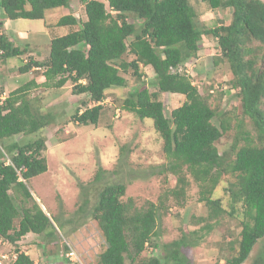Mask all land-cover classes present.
I'll return each instance as SVG.
<instances>
[{"label":"trees","instance_id":"16d2710c","mask_svg":"<svg viewBox=\"0 0 264 264\" xmlns=\"http://www.w3.org/2000/svg\"><path fill=\"white\" fill-rule=\"evenodd\" d=\"M206 1L212 9L232 8L230 23L199 27L198 13L191 0H108L111 10L103 1L84 0L87 19L80 28L53 37L48 60H27L19 70L25 73L33 67H44V85L63 88L72 82L73 93H86L90 101L97 103L105 98L108 89L127 85L128 80L121 71L131 68L137 80L142 81L141 66H150L156 90H150L145 82L140 83L129 92L126 109L142 119H153L164 140L168 169L178 175L173 193L182 194L188 183L183 173L185 168L201 187V199L209 206L210 219H218L225 211L221 200L212 196L222 176H235L226 190L233 209L237 203H243L247 220L242 224L238 250L227 260L231 264H242L264 237V0ZM69 6L70 0H0V13L5 21L44 19L49 9ZM131 15L135 19L132 22L128 19ZM5 21L0 19V28ZM79 22L74 14H67L60 18L58 25ZM205 35L217 38L220 57L228 62L233 74L231 86L239 91L242 113L254 127L252 134L247 129L242 130L240 122L232 159L225 152L220 153L216 146L222 135L231 129L230 122L188 76L177 69L171 70L197 54ZM27 49L0 33V58H20ZM126 54L133 58L124 59ZM35 85L38 83L31 80L10 91L4 102H0V140L19 133L39 132L53 121L51 112H40L28 99V91ZM164 92L185 95L184 102L169 115L161 99ZM102 110L101 104L86 106L82 111L78 108L74 120L82 125H98ZM215 117L220 118V125L213 122ZM2 149L0 235L17 247V257L12 264H36L17 243L31 232L53 237L52 218L35 200L28 185L32 178L48 170L44 155L46 139L40 136L24 143L5 142ZM7 154L10 162L2 159ZM95 177L99 179V172ZM126 188L124 182H112L99 192L91 215L98 221L107 246L99 260L91 264H127V259L136 264L149 246L154 247L152 251L160 248L155 241L160 206L151 201L147 206H137L132 197L123 200ZM210 228L208 222L197 230ZM197 230H194V242L184 235L164 244L162 256L145 257L137 264H190L182 250L199 244L204 236ZM260 262L264 263V255L260 256Z\"/></svg>","mask_w":264,"mask_h":264},{"label":"rangeland","instance_id":"374dc122","mask_svg":"<svg viewBox=\"0 0 264 264\" xmlns=\"http://www.w3.org/2000/svg\"><path fill=\"white\" fill-rule=\"evenodd\" d=\"M102 1L110 10L108 0ZM191 3L198 13L197 24L203 29L229 24L232 19V8L212 9L206 0H191ZM69 11L80 22L73 26L58 25L57 20L59 22L63 14ZM46 17L51 27L46 35L9 33L8 36L15 44L28 49L20 58H0V96H7L10 91L28 81L41 80L44 67H33V72L22 73L19 66L24 64L25 60H48L49 37L79 29L87 18L85 2L71 0L70 7L49 9ZM128 19L130 22L135 20L132 15ZM15 26L18 25L15 23ZM1 31L5 34V29L0 28ZM217 45V38L204 36L199 53L192 57L198 58L192 67L196 72L192 79L203 94H209L210 104L230 122L231 129L222 135L216 146L220 153L225 152L232 159L233 147L239 137L240 122L242 130L247 129L252 134L255 132L251 120L242 113L238 90H229L233 74L228 62L225 59H214L218 55ZM132 58L131 54L124 56L127 60ZM140 71L143 73L142 81L137 80L131 68L121 71L128 83L125 87L107 90L98 125H82L74 120V113L78 108L82 111L86 106H94L95 103L89 100L86 93H73L72 82H68L63 88L49 87L37 82L38 86H32L28 91V99L40 112H51L54 115L53 121L39 132L19 133L0 140L1 151L5 142L24 143L40 136L46 139L47 149L44 155L48 160V170L32 178L28 185L35 200L52 218L53 237L31 232L17 243L20 249L31 251L36 264H91L99 260L107 244L103 231L98 221L92 217L91 211L98 200L100 190L112 182L126 183V195L123 200L132 197L137 206H147L150 201L160 206L156 229L158 234L155 238L160 248L152 251L154 247L149 246L136 260V264L145 257L162 256L165 253L164 244L184 235L194 242V230L208 222L211 224L209 230H197L204 236L199 240V244L184 247L182 250L189 258L190 264H228L227 259L236 254L242 224L247 220V216L244 214L245 206L242 202L237 203L233 209L231 197L226 190L235 181V176L224 174L212 194L213 198L221 200L222 208L225 209L219 215L218 221L208 217L210 209L201 199V187L185 168L183 173L188 183L182 194L173 193L178 184V175L168 169L169 160L164 151V140L156 130L153 119H142L126 109L129 92L140 83L145 82L144 85L150 90H156L152 81V68L141 66ZM42 80L45 81L44 76ZM161 99L169 115L172 109L183 103L185 96L162 93ZM213 122L220 125L221 120L215 117ZM2 159L8 162L9 155H4ZM97 172L99 179L95 177ZM19 220L20 218L16 220L17 226ZM16 248L9 240L2 241L0 255H8L6 263L8 260L12 263L17 254ZM69 248L77 253L79 262H72L66 255ZM261 255H264V238L258 240L250 256L242 264H261ZM127 264H131L129 259Z\"/></svg>","mask_w":264,"mask_h":264},{"label":"crops","instance_id":"0c3cea01","mask_svg":"<svg viewBox=\"0 0 264 264\" xmlns=\"http://www.w3.org/2000/svg\"><path fill=\"white\" fill-rule=\"evenodd\" d=\"M58 8H60V7H58ZM48 11L46 12V16H47ZM67 14H73V13L71 11H69V12L64 13L63 15H67ZM3 20L5 21V18ZM12 23H14V25H12ZM15 23L18 26H15ZM57 23H58V20H57ZM67 26H70V25H67ZM71 26H73V25H71ZM2 28L5 29V34L10 36V34H9L10 32H13L16 34L31 33V34H35V35H39V34L46 35L49 32V28H51V27H50V23L47 20V17H45L44 19H28V18L7 19ZM70 31H72V30L65 31L64 33H60L59 35H64ZM0 33H3V31H1ZM52 38L53 37H49V42ZM16 45H18V44H16ZM34 69H36V68H34ZM30 72H33V70H31ZM42 79H43V75L41 76V80H37V82L43 83ZM25 252H27L28 254L31 255V251L25 250Z\"/></svg>","mask_w":264,"mask_h":264},{"label":"clouds","instance_id":"9594fccd","mask_svg":"<svg viewBox=\"0 0 264 264\" xmlns=\"http://www.w3.org/2000/svg\"><path fill=\"white\" fill-rule=\"evenodd\" d=\"M100 1H102V0H100ZM104 2V1H103ZM70 5H71V0H70ZM70 7V6H69ZM111 10V9H110ZM86 12V11H85ZM87 16V15H86ZM4 18H2L1 20H3ZM87 19V18H86ZM85 21V20H84ZM69 33V32H68ZM67 34V33H66ZM59 36H61V35H59ZM204 38V37H203ZM51 41V40H50ZM218 41V40H217ZM202 42V41H201ZM200 49H201V44H200ZM218 49V48H217ZM200 51V50H199ZM199 51L197 52V54L199 53ZM50 53V52H49ZM196 54V55H197ZM196 55L195 56H192V57H196ZM192 57H190V58H188L183 64H180L179 66H177V67H171V70L173 71H175L176 69H177V71L179 72V73H182L183 75H185V76H188L190 79H191V81H192V83L195 85V83H194V81H193V77H195V74H196V72L194 71L195 70V68L193 69L192 67L193 66H195L194 65V63L196 62V60L198 59V58H192ZM215 61L218 59H221V57H220V49H218V55H217V57L215 56ZM25 61H27V60H25ZM145 67H150V66H145ZM34 68H38V67H34ZM33 68V69H34ZM31 71V70H30ZM43 75V74H42ZM44 76V75H43ZM45 77V76H44ZM29 82V81H28ZM27 83V82H26ZM37 83V82H36ZM196 86V85H195ZM197 87V86H196ZM114 88V87H113ZM198 88V90H199V92L201 93V94H203L202 92H201V90H200V88L199 87H197ZM111 89V88H110ZM237 88H235V87H233V86H231L230 88H229V90H233V91H235ZM109 90V89H108ZM238 90V89H237ZM107 92V91H106ZM211 92H213V90H211ZM239 92V91H238ZM164 93H169V92H164ZM169 94H181V93H169ZM182 95H184V94H182ZM203 95H205V94H203ZM206 95H208L209 96V94H206ZM8 96V95H7ZM7 96H5V94H3V95H1L0 96V102L1 103H3L4 102V100H5V98L7 97ZM185 96V95H184ZM105 98H106V96H105ZM104 98V99H105ZM102 100V101H99V102H94L95 104H101L102 105V103L105 101V100ZM184 102V101H183ZM94 104V105H95ZM118 115H119V112H118ZM147 118V117H146ZM145 119V118H144ZM153 123H154V121H153ZM8 155V154H7ZM8 162H10V159H9V161ZM216 199H219V198H216ZM42 206V205H41ZM45 209V208H44ZM224 209V208H223ZM46 211V210H45ZM47 212V211H46ZM47 214H48V212H47ZM215 221H218V219H216ZM0 237H2L4 240L5 239H7V238H5L4 236H1L0 235ZM262 238H264V237H262ZM261 239V238H260ZM3 240V241H4ZM8 240V239H7ZM1 244V243H0ZM147 246V245H146ZM70 250H72L71 248H69V250L67 251V253H66V255L70 258V260L73 262V261H75V262H79V257H77V259H72L71 258V256L70 255H68V253L70 252ZM74 251V250H73ZM75 252V251H74ZM76 253V252H75ZM77 254V253H76ZM3 255V254H2ZM2 255H0V258H2ZM5 255H7V254H5ZM78 256V255H77ZM16 257H17V254L15 255V257H14V259L13 260H15L16 259ZM8 258V255H7V257L5 258V259H3V264H10V262H9V260L7 261V263H6V259ZM13 262V261H12ZM36 263V262H35ZM228 263V262H227ZM12 264V263H11ZM228 264H231L230 262L228 263Z\"/></svg>","mask_w":264,"mask_h":264},{"label":"built area","instance_id":"2783aa9c","mask_svg":"<svg viewBox=\"0 0 264 264\" xmlns=\"http://www.w3.org/2000/svg\"><path fill=\"white\" fill-rule=\"evenodd\" d=\"M4 239L2 237H0V243H2ZM68 255L71 256L72 259H77V254L73 251V250H70V252L68 253ZM7 257V255L3 254L2 255V258H0V264H3V259H5Z\"/></svg>","mask_w":264,"mask_h":264},{"label":"water","instance_id":"95a60500","mask_svg":"<svg viewBox=\"0 0 264 264\" xmlns=\"http://www.w3.org/2000/svg\"><path fill=\"white\" fill-rule=\"evenodd\" d=\"M43 207V206H42ZM44 208V207H43ZM45 210V209H44Z\"/></svg>","mask_w":264,"mask_h":264}]
</instances>
